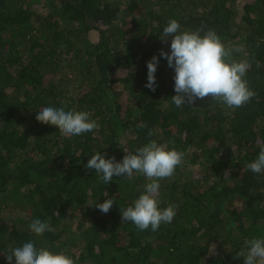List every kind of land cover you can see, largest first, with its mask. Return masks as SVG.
Here are the masks:
<instances>
[{"label":"trees","instance_id":"16d2710c","mask_svg":"<svg viewBox=\"0 0 264 264\" xmlns=\"http://www.w3.org/2000/svg\"><path fill=\"white\" fill-rule=\"evenodd\" d=\"M117 2L0 0V264L29 241L78 264H244L234 258L244 240L264 236V173L247 168L264 147V0ZM170 19L242 47L234 56L252 60L249 103L177 108L163 57L156 90L145 87L147 62L170 52L171 37L160 39ZM45 107L89 111L100 128L64 137L36 120ZM150 140L185 153L160 181L161 207L178 204L177 215L155 232L121 220L144 175L105 184L86 168L96 152L122 161ZM109 197L108 213L95 207ZM34 219L52 231L36 236Z\"/></svg>","mask_w":264,"mask_h":264},{"label":"clouds","instance_id":"9594fccd","mask_svg":"<svg viewBox=\"0 0 264 264\" xmlns=\"http://www.w3.org/2000/svg\"><path fill=\"white\" fill-rule=\"evenodd\" d=\"M171 37L170 52L160 51L147 62V83L145 87L155 91L157 88L156 72L160 57L167 60L168 67L173 68L174 91L172 103L180 108L195 105L196 101L211 97L228 109H237L249 103L256 95L246 78L252 60L244 53L243 59H237L234 53L243 51L242 47L230 46L224 42L215 29L181 30L176 19H170L164 27L160 39L168 42ZM254 59V58H253ZM36 120L43 124L58 127L64 137L78 136L100 128L97 119L89 111L45 107L37 112ZM149 136L153 135L150 131ZM122 161L115 156L106 158V154L96 152L88 160L86 168L95 169L101 174L100 179L109 184L114 176L131 179L135 173L144 175L148 181L143 194L132 205L120 209L122 222H132L138 230L157 231L162 224L172 223L177 215L179 205L169 204L161 207L159 196L161 183L174 175L183 163L185 153L169 148L167 143L150 140L134 153H127ZM247 168L259 175L264 173V147L260 148L258 157L247 164ZM108 197L107 193L104 195ZM115 200L106 199L95 207L108 213ZM29 228L36 236L52 231L48 222L34 219ZM8 264L15 258L16 264H78L79 257L73 259L66 251L54 253L48 248H37L32 241L15 247L4 253ZM243 258L244 264H264V236L244 240V247L236 253L235 259Z\"/></svg>","mask_w":264,"mask_h":264},{"label":"rangeland","instance_id":"374dc122","mask_svg":"<svg viewBox=\"0 0 264 264\" xmlns=\"http://www.w3.org/2000/svg\"><path fill=\"white\" fill-rule=\"evenodd\" d=\"M115 1H118V2H120L121 0H115ZM239 1H241V0H239ZM118 2H117V3H118ZM122 3H123V1H122ZM118 4L120 5V3H118ZM94 36H95V37H98V35H97V34H94Z\"/></svg>","mask_w":264,"mask_h":264}]
</instances>
